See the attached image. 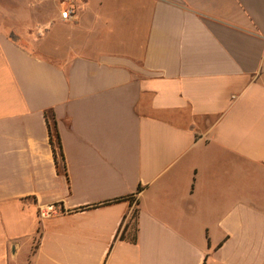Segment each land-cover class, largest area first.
Segmentation results:
<instances>
[{"label":"crops","instance_id":"1","mask_svg":"<svg viewBox=\"0 0 264 264\" xmlns=\"http://www.w3.org/2000/svg\"><path fill=\"white\" fill-rule=\"evenodd\" d=\"M65 2L0 26V264H264V0Z\"/></svg>","mask_w":264,"mask_h":264},{"label":"rangeland","instance_id":"2","mask_svg":"<svg viewBox=\"0 0 264 264\" xmlns=\"http://www.w3.org/2000/svg\"><path fill=\"white\" fill-rule=\"evenodd\" d=\"M68 6L65 0H0V26L22 40L42 38L54 10L61 13Z\"/></svg>","mask_w":264,"mask_h":264},{"label":"trees","instance_id":"3","mask_svg":"<svg viewBox=\"0 0 264 264\" xmlns=\"http://www.w3.org/2000/svg\"><path fill=\"white\" fill-rule=\"evenodd\" d=\"M45 119H46V126H47V131H48V139H49V144L52 150V155H53V159H54V163L56 165V168L58 169V171H63L64 175L66 176V168H65V164H64V156H63V152H62V147H61V142H60V137H59V133L57 131V126H56V122L54 119V116L49 113H45ZM140 190V187L138 186L137 191L138 192ZM129 197H122V198H118L115 199L111 202H116V201H120V200H125L128 199ZM106 203H110V202H106ZM137 209H135L133 211L132 214V219H133V224H135L134 226V231L132 232V235L129 237V241L131 243H135L136 239H137V227H136V220H137ZM121 238H123V233H121L120 235Z\"/></svg>","mask_w":264,"mask_h":264},{"label":"built area","instance_id":"4","mask_svg":"<svg viewBox=\"0 0 264 264\" xmlns=\"http://www.w3.org/2000/svg\"><path fill=\"white\" fill-rule=\"evenodd\" d=\"M72 15V10L71 9H65L60 13V18L62 20H67L70 18V16Z\"/></svg>","mask_w":264,"mask_h":264}]
</instances>
